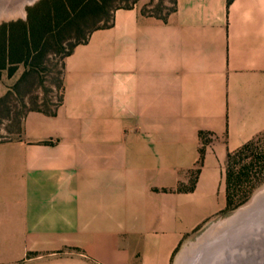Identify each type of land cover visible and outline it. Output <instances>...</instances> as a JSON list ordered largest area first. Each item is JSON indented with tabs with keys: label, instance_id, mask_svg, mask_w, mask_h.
I'll list each match as a JSON object with an SVG mask.
<instances>
[{
	"label": "crops",
	"instance_id": "1",
	"mask_svg": "<svg viewBox=\"0 0 264 264\" xmlns=\"http://www.w3.org/2000/svg\"><path fill=\"white\" fill-rule=\"evenodd\" d=\"M143 7L75 46L53 114L0 144V264H173L224 210L227 154L264 131V0Z\"/></svg>",
	"mask_w": 264,
	"mask_h": 264
},
{
	"label": "trees",
	"instance_id": "2",
	"mask_svg": "<svg viewBox=\"0 0 264 264\" xmlns=\"http://www.w3.org/2000/svg\"><path fill=\"white\" fill-rule=\"evenodd\" d=\"M126 1L130 0H39L28 9L26 21L0 26V76L3 71H8L11 75L16 67L22 66V73L13 86L17 90L26 82L31 83L35 82V79H41V68L51 57L59 55L63 60L75 46L86 43L93 31L109 28L113 23L116 9L129 8L135 3L118 6ZM169 4L170 7L164 14L148 12L146 7H143V13L165 19L173 10L174 0H170ZM60 73L62 74V68ZM56 84L57 92L60 93L61 79ZM9 95L10 91L0 98V102ZM60 101L61 98L58 99L57 104ZM33 110L53 114L51 109ZM199 137L203 143L206 142L205 133H200ZM261 142H264V131L235 152L227 154L223 173L226 204L221 214H226L240 205L234 206L233 201H248L254 191L253 187L244 190L241 188L243 182L249 178V173L251 171L256 173V166L260 170L259 173L264 170V148L260 153L258 150L261 147L257 145ZM202 159L201 150L199 166ZM249 159L251 162L241 165ZM237 166L240 167L236 171ZM198 172L199 169L195 171L188 191L193 190ZM179 190L184 191L182 188Z\"/></svg>",
	"mask_w": 264,
	"mask_h": 264
},
{
	"label": "rangeland",
	"instance_id": "3",
	"mask_svg": "<svg viewBox=\"0 0 264 264\" xmlns=\"http://www.w3.org/2000/svg\"><path fill=\"white\" fill-rule=\"evenodd\" d=\"M13 1V0H11ZM39 2L35 0L30 4H26L23 7L24 13L16 18L2 19L0 20V26L3 24L14 23L17 21H26L28 16V9L34 4ZM139 2L146 7L148 12H155L164 14L170 7V0H130L118 4V6H126L129 3ZM62 57L57 55L51 57L49 62H46L42 66L41 79H35V82H26L22 84L18 90L13 88L16 80L22 73V66L15 68L10 75L8 71H3L0 76V98L10 91V95L2 102H0V144L11 142L17 139L23 132V119L33 109L48 110L53 109L61 98V94L57 92L56 83L61 79V65ZM258 151H263L264 142L258 143ZM251 160L244 161L241 165H247ZM240 165V166H241ZM240 166H237L236 171ZM256 173L251 171L249 178L246 182H243L242 190L250 187L254 188V191L249 196L248 201H233L234 209L226 214H219L216 218L204 225L199 231L193 234L177 251L173 259V264H202L207 255V249L215 243H206L203 247L195 249L192 253L186 251L194 246L198 240L209 230L214 228L220 222L226 221L233 217L239 210L245 209L250 206L255 197L264 191V170L259 173V168L256 166ZM238 190V189H237ZM239 191V190H238ZM240 195V194H239ZM240 197L238 198V200ZM207 252V253H206ZM206 254V255H205Z\"/></svg>",
	"mask_w": 264,
	"mask_h": 264
},
{
	"label": "water",
	"instance_id": "4",
	"mask_svg": "<svg viewBox=\"0 0 264 264\" xmlns=\"http://www.w3.org/2000/svg\"><path fill=\"white\" fill-rule=\"evenodd\" d=\"M207 252L202 264H264V203L235 221Z\"/></svg>",
	"mask_w": 264,
	"mask_h": 264
},
{
	"label": "bare ground",
	"instance_id": "5",
	"mask_svg": "<svg viewBox=\"0 0 264 264\" xmlns=\"http://www.w3.org/2000/svg\"><path fill=\"white\" fill-rule=\"evenodd\" d=\"M35 0H0V20L16 18L19 15L24 13L23 7L26 4H30ZM264 191L257 195L253 201V203L245 209L239 210L233 217L230 219L220 222L211 230L207 231L198 242L188 249L186 252L193 253L195 249L203 247L208 242H213V239H217L219 235L223 234L227 229H229L235 221L244 218L247 214H249L252 210L257 208L260 204L264 203Z\"/></svg>",
	"mask_w": 264,
	"mask_h": 264
}]
</instances>
